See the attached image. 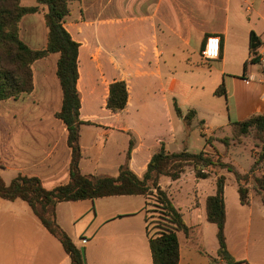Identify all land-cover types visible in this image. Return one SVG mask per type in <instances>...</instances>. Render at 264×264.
Wrapping results in <instances>:
<instances>
[{"label":"crops","instance_id":"0c3cea01","mask_svg":"<svg viewBox=\"0 0 264 264\" xmlns=\"http://www.w3.org/2000/svg\"><path fill=\"white\" fill-rule=\"evenodd\" d=\"M78 6L80 21L70 23L76 38L70 28L66 29L80 44L79 58L84 47L85 60L92 65L79 67L77 84L81 97L80 120L92 123L80 129L82 174L116 176L126 162L131 140L135 145L129 167L139 177L161 144L170 152L168 145L176 143L173 137L182 129L172 123L174 108L167 93L177 67H184L187 82L193 83L201 74L212 77L211 67L216 64L217 75L210 94L218 98L214 93L223 84L227 107L224 112L214 110L217 132L228 128L232 121L264 113L263 85L259 82L264 77V62L261 59L257 64L249 62L241 77L231 74L235 73L231 72L233 67H244L251 58V33L264 42V0H80ZM211 35L220 37V57L204 60L201 51ZM20 37L32 49L46 46L43 12L22 19ZM263 53L264 49L257 51L258 55ZM56 62L57 55L35 62L33 91L21 100L0 103V111L6 116H0V147L20 152L18 156L23 154L25 159L10 166L0 157V176L2 171L8 174L6 184L18 174L37 176L47 189L68 180L70 150L66 130L55 117L62 104ZM205 66L209 68L207 71ZM253 67H258L256 72ZM87 74L88 82L84 79ZM250 76L256 77V81H249ZM117 80L126 82L129 98L124 111L112 113L106 109V99L109 85ZM88 98L101 104L100 113L84 110ZM35 100L41 104L39 110L30 111L28 105V110L23 111L24 104L31 101L33 104ZM131 109L134 112L130 114ZM140 118L160 131L149 134L141 130L136 122ZM34 135L38 138L33 139ZM222 174L226 176L228 250L236 262L249 264L250 248L257 247L264 239L263 204L252 191L249 204L242 205L235 177L223 171ZM159 187L192 229L189 235H178L179 264H212L217 259V228L207 221L205 206L207 198L215 193L216 176L197 178L187 166L177 180L162 177ZM150 197L155 199V193ZM0 200L4 202L0 201V264H70L60 242L42 226L31 209L28 211L19 203L22 200ZM93 202L79 201L84 205L64 202L55 210L61 228L78 248L84 247L86 262L153 264L147 235L150 227L145 220L149 199L120 196ZM94 206L91 225L79 227L78 221ZM215 264L224 262L218 260Z\"/></svg>","mask_w":264,"mask_h":264},{"label":"trees","instance_id":"16d2710c","mask_svg":"<svg viewBox=\"0 0 264 264\" xmlns=\"http://www.w3.org/2000/svg\"><path fill=\"white\" fill-rule=\"evenodd\" d=\"M80 0H37L36 5L25 6L21 0H0V103L7 100H21L34 89L33 64L38 60L57 55L56 76L62 91V104L55 114L65 130L70 160L67 167V182L47 189L37 176L18 174L6 184L0 176V198L6 201L22 200L32 210L42 226L55 237L69 256L70 264H88L83 261L80 248L61 228L57 221L56 206L64 202L95 201L96 199L143 196L149 199L155 193V200L160 209L161 221L157 222L153 234L147 232L153 264H179V233L189 235L192 231L185 224L182 215L174 207L167 195L159 187L162 177L177 180L185 167H191L200 179L216 176L215 193L206 200V219L216 225L218 251L217 259L224 264H241L236 262L228 250L225 224L224 188L226 176L223 170L233 174L238 184L240 203L248 205L253 191L261 198L264 208V113L254 114L241 121H232L228 128H221L218 133L229 129L231 136H217L206 139L210 151L189 152L187 148L178 152H168L164 144L152 155L145 173L137 176L129 167V160L134 140L130 141L126 152V162L118 169L116 176L82 174L80 161V129L90 122L80 120L81 97L77 88L79 80L80 44L73 39L65 27L70 15L69 4ZM43 12L47 28L46 46L40 49L30 48L20 37V22L28 15ZM259 49H264L255 33H251V64L260 61ZM249 62L244 63V72ZM226 97L224 85L221 84L214 93ZM129 98L125 81L117 80L109 85L106 109L119 113L126 109ZM174 112L180 118L188 136L196 117L195 110L184 113L173 101ZM252 138L257 148L249 171L241 172L223 155L215 142L220 143L225 152L235 149L244 139ZM148 206V202L146 203ZM148 223V219L145 216Z\"/></svg>","mask_w":264,"mask_h":264},{"label":"rangeland","instance_id":"374dc122","mask_svg":"<svg viewBox=\"0 0 264 264\" xmlns=\"http://www.w3.org/2000/svg\"><path fill=\"white\" fill-rule=\"evenodd\" d=\"M22 4L25 6H31L36 5V0H21ZM70 8V14L71 17H67L65 21V27H68V29L72 32V35L74 38H76V35L71 29L70 23H73V20L80 21V12H79V6L78 2H72L69 4ZM23 33V32H22ZM38 44H41L39 42ZM85 49L84 47L81 50V55L79 58V67H92V65H89V61L85 60ZM246 62H249L247 60ZM211 67L213 72L212 77L207 78L204 76V74L197 78V80L193 83L187 82L186 77L184 76V67H177L176 71L174 70V80L172 82V85L170 87H167V93L168 97L170 98L171 102L175 101L180 109L186 113L188 110H195L197 112L196 117L193 121L191 130L188 134V136L183 131L184 123L183 121L178 118L173 111L172 114V123L174 124V127L177 126V124L180 125L181 132L175 133V136L173 139H177L176 143L172 145H168V150L170 152H176L179 150H183L185 147H187L189 152H200L203 150L210 151L211 148L206 144V139H209L211 137L217 136H231V132L229 129L225 130L224 133H218L215 128L217 126V122L213 121V118L217 115L215 112L217 110L225 111L226 110V99L225 97H214L211 96L210 88L214 85V77H216V64H213ZM256 66V65H254ZM258 67H253V71L256 72ZM204 69H209L207 66L204 67ZM231 74H238L237 76L241 77L243 72V65H236L232 68ZM85 74V73H84ZM89 76H92V73H89ZM88 78V74L84 76V79ZM88 82V81H86ZM217 88V87H216ZM32 102V101H31ZM24 104L25 106L22 108L23 111L28 110V105L30 107V111L36 112L41 108V104H37L36 100L32 103ZM84 110L86 112H98L101 111V104L92 102V99H85L83 104ZM173 107V106H172ZM174 108V107H173ZM174 110V109H173ZM216 110V111H214ZM130 114L134 112V109L130 110ZM4 112L0 111V116L6 117L3 115ZM5 114V113H4ZM205 120L206 123H205ZM6 121V120H5ZM137 124L139 125V128L143 131H146L149 134L157 133L160 130L156 129V126H152L151 123L143 121L141 118L139 120H136ZM169 127V124L167 125ZM34 138H38L37 136H33ZM168 140H170V137H166ZM172 139V140H173ZM218 149H220L221 153L225 156H227L226 161L230 162L237 170L241 172H247L250 169V166L253 163V155L256 154L257 148L254 146V140L252 138H247L243 140V143L240 144L235 149H231L227 152H225V149L223 146L215 142ZM36 148V147H35ZM20 152L17 151H11L5 150L3 147L1 149L0 147V157L2 158L3 162L9 164L10 166L15 164L17 165L18 162H24L25 159L23 158V154H21L22 157H19L18 154ZM3 163V165H4ZM3 172V176L1 177L3 180H9L8 174H5V171ZM223 172L228 173L227 170H223ZM5 182V181H4ZM1 203L2 200H0ZM21 205L26 207L28 211H31L30 208L27 206L26 203L23 201H19ZM87 203V202H86ZM92 203V202H91ZM104 203V202H99ZM95 204V201L93 202ZM74 205H84L81 203H76ZM157 201L149 197L148 206L146 207L145 215L148 219V225L150 227V234L155 233L156 226H158L157 222L161 221L159 218H161V214L159 213L160 209L157 206ZM95 206L92 208V211L89 213L87 212L86 215H84L83 219L78 221L79 227L82 226V224L88 225L93 220L94 213H95ZM91 225V223H90ZM84 228V227H83ZM81 248V247H80ZM251 252V263L249 264H264V239L262 243L257 244V247L250 248ZM86 259V258H85ZM260 259V261H259ZM86 261V260H85ZM256 262V263H255ZM241 264H248V263H241Z\"/></svg>","mask_w":264,"mask_h":264},{"label":"built area","instance_id":"2783aa9c","mask_svg":"<svg viewBox=\"0 0 264 264\" xmlns=\"http://www.w3.org/2000/svg\"><path fill=\"white\" fill-rule=\"evenodd\" d=\"M221 53V40L219 36L211 35L207 38L204 48L201 51V57L204 60H214L220 57ZM260 59L264 62V53L260 55ZM249 81H256V77L250 76ZM263 85L262 97L264 99V77L259 80Z\"/></svg>","mask_w":264,"mask_h":264},{"label":"water","instance_id":"95a60500","mask_svg":"<svg viewBox=\"0 0 264 264\" xmlns=\"http://www.w3.org/2000/svg\"><path fill=\"white\" fill-rule=\"evenodd\" d=\"M80 251H81L82 259H83V261H85L86 259H85V249H84V247H81Z\"/></svg>","mask_w":264,"mask_h":264}]
</instances>
